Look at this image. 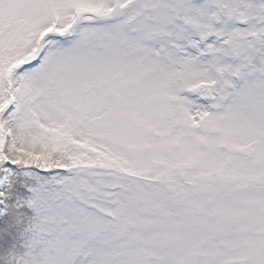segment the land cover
<instances>
[{"label": "snow or ice", "instance_id": "6c2138e0", "mask_svg": "<svg viewBox=\"0 0 264 264\" xmlns=\"http://www.w3.org/2000/svg\"><path fill=\"white\" fill-rule=\"evenodd\" d=\"M0 264H264V0H0Z\"/></svg>", "mask_w": 264, "mask_h": 264}]
</instances>
